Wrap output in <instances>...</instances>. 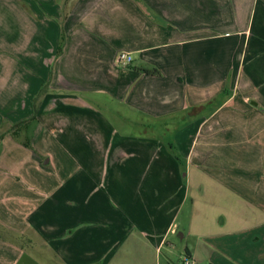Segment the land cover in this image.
Here are the masks:
<instances>
[{
    "label": "crops",
    "instance_id": "obj_1",
    "mask_svg": "<svg viewBox=\"0 0 264 264\" xmlns=\"http://www.w3.org/2000/svg\"><path fill=\"white\" fill-rule=\"evenodd\" d=\"M0 131V264H264V0H0Z\"/></svg>",
    "mask_w": 264,
    "mask_h": 264
},
{
    "label": "rangeland",
    "instance_id": "obj_2",
    "mask_svg": "<svg viewBox=\"0 0 264 264\" xmlns=\"http://www.w3.org/2000/svg\"><path fill=\"white\" fill-rule=\"evenodd\" d=\"M32 125V124H31ZM2 132V131H0ZM182 230L180 228H178L177 232H181ZM172 243H173V261L175 264H179L183 255H185L184 253V249L183 246L185 244V240L180 239L178 236L173 235L172 236Z\"/></svg>",
    "mask_w": 264,
    "mask_h": 264
},
{
    "label": "built area",
    "instance_id": "obj_3",
    "mask_svg": "<svg viewBox=\"0 0 264 264\" xmlns=\"http://www.w3.org/2000/svg\"><path fill=\"white\" fill-rule=\"evenodd\" d=\"M132 55L127 52H119L115 57V63L117 65L125 66L132 61ZM192 260L188 255H183L180 264H192Z\"/></svg>",
    "mask_w": 264,
    "mask_h": 264
},
{
    "label": "trees",
    "instance_id": "obj_4",
    "mask_svg": "<svg viewBox=\"0 0 264 264\" xmlns=\"http://www.w3.org/2000/svg\"><path fill=\"white\" fill-rule=\"evenodd\" d=\"M147 72H148V71H147ZM33 118H34V117H33ZM33 118H32V119H33ZM25 144H26L27 146H30L29 143H25Z\"/></svg>",
    "mask_w": 264,
    "mask_h": 264
}]
</instances>
